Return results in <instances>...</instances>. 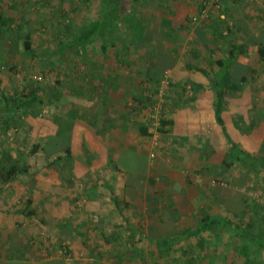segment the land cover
Listing matches in <instances>:
<instances>
[{"label": "crops", "instance_id": "obj_1", "mask_svg": "<svg viewBox=\"0 0 264 264\" xmlns=\"http://www.w3.org/2000/svg\"><path fill=\"white\" fill-rule=\"evenodd\" d=\"M211 1L126 0V32H139L132 44L49 94L48 102L54 97L56 103H48L43 122V177L32 180L27 206L44 221L42 244L8 235L0 264L98 261L99 249L84 258L86 237L126 245V221L135 226L137 220L158 231L152 232L158 247L190 246L188 261L202 251L203 264H264V253L245 256L239 252L245 240L216 225L187 236L205 228L204 219L230 223L244 212V159L253 165L264 157V0H217L219 8L210 6L202 21L200 11ZM111 47L103 52L100 44V53ZM164 72L167 105L153 112L148 89L156 91ZM130 100L136 110L127 106ZM57 134L66 142L71 137L72 157L56 159L63 156L51 140ZM232 172L234 190L217 196L212 179ZM2 220L0 210V226Z\"/></svg>", "mask_w": 264, "mask_h": 264}, {"label": "rangeland", "instance_id": "obj_2", "mask_svg": "<svg viewBox=\"0 0 264 264\" xmlns=\"http://www.w3.org/2000/svg\"><path fill=\"white\" fill-rule=\"evenodd\" d=\"M98 9V0L86 3H82L80 0H0V14L11 19L7 18L8 22L5 25L8 28L0 39V112L3 113V116L0 117V154L5 151L4 155H1L3 157L0 156V161L8 160L4 162V166H10L9 159L27 156L33 144L40 142L43 144V122L49 114L48 105L51 104L53 108L56 103L54 97H51L53 100L51 103L48 102L49 94L51 93L53 96L54 91L64 83V79L72 82L74 79L86 75L87 66L96 65L97 61L109 60L110 57H113V53L122 55L123 48L127 47L126 44H132V37L127 36L126 26L122 25L119 31L115 30L113 36H110L111 41L108 44L114 47L109 49L108 54L100 53L101 41L99 39L90 43L83 53L69 51L66 56L57 53L66 42V26L69 25L72 28L86 26L92 12ZM120 16L122 19H126V0H120ZM131 33L135 34V32ZM28 34L33 43L35 53L33 59L23 52L22 38ZM158 39V36L155 35L152 41L156 43ZM140 43L144 44V41L136 42V44ZM134 52L139 56L137 48ZM124 54L126 56V52ZM142 75L144 78L146 77L144 74ZM35 77L42 79L37 80ZM164 80H167L165 72L159 80L156 91H149L152 87L148 89V92L155 96V98H150L151 102H148L153 112H157L167 105V92L163 96L159 94L160 84ZM34 96L38 97L39 101H32L30 105L17 113V104L15 103L13 106L12 99H16L15 102L18 99L26 103ZM1 97L12 104L9 112H16L19 118L7 121L8 117L5 116L6 113L1 108ZM127 106L130 110H136L138 105L135 101L130 100ZM44 156V153H37L33 156L35 163L29 174L19 176L16 183L4 185L0 192V210L4 215L2 221L7 228L4 229V226H0V252L8 242V235L15 236L16 233L20 235L19 238L24 237L23 241H27V245L34 240V244H42V238H40L44 235L42 217L35 214L25 216L22 212L30 205L28 200L29 194H31L32 180L37 175L43 177V170L38 168L44 161ZM64 162L66 161L64 160ZM119 165L125 171L128 169L124 168L122 164ZM82 171L87 173L86 169ZM67 172H69L68 169ZM233 179V172L225 178L216 175L212 179L211 187L218 196L230 189L234 190ZM242 182L240 188L243 194L244 212L235 222H239L241 226L254 224V232L264 237V166L255 168L253 165L244 164ZM82 183L84 187H86V183L89 184L86 181ZM83 195L86 198V192ZM28 210L32 211L29 208ZM138 216L136 215L135 219ZM87 220L91 221L89 214ZM11 222H13V227L8 229ZM15 223L17 226H14ZM135 223L136 225L133 226L134 222L126 221V245H98L91 243V239L86 237V242L82 245L84 258L87 259L86 254L89 258L97 249L102 256L98 261L84 260L82 264H203L202 251L198 253L199 257L195 262L188 261L186 255L192 252L190 246L163 245L158 247L152 237V232L158 231L150 229L145 221L137 220ZM130 224H132L131 228ZM34 233L37 235L35 236ZM214 236L219 238L220 234ZM217 242L220 240L217 239ZM195 248L200 249L197 246ZM180 251L181 255L178 254ZM254 251L258 252L257 249ZM107 254L113 255L114 261L109 260L108 263Z\"/></svg>", "mask_w": 264, "mask_h": 264}, {"label": "trees", "instance_id": "obj_3", "mask_svg": "<svg viewBox=\"0 0 264 264\" xmlns=\"http://www.w3.org/2000/svg\"><path fill=\"white\" fill-rule=\"evenodd\" d=\"M85 3L90 2L91 0H83ZM99 3V9L94 10L92 14L90 15V19L86 26L79 27V28H72L71 26H66V42L63 45L62 48H60L57 53L65 55L69 51H75L76 49L80 48L83 44L91 43L93 41H96L99 39L101 41V47L102 51L106 52L107 50V44L111 40L110 36H113L112 34L115 33V30H120L122 25L126 26V19H122L120 16V0H98ZM8 20H11L8 18ZM8 22L7 18L4 17V15L0 14V39L4 36L6 33V29L8 28L5 23ZM119 27V28H118ZM127 34L129 37H133L134 35L139 34V32H135V34L128 32ZM124 39V38H122ZM22 47L23 52L30 56L32 59L35 58V53L33 49V43L31 40V37L29 35H25L22 38ZM16 99H12V104H17V113L20 112L21 109H24L28 105L31 104V102H37L39 101V98L34 96L32 97L29 102H22L21 100H18L15 102ZM5 106L3 112H9L10 102H8L4 98ZM11 101V99H9ZM53 101V100H51ZM20 103V104H19ZM216 117L220 124H223V120L221 117V108L219 105L216 107ZM16 112H11V115L8 117V122L10 120H14V118H19L18 114ZM162 131V129H160ZM52 141L55 143V148H58L57 150L60 153H63L62 155L57 154V158L59 157H72L74 155L75 149L71 147V137L69 136L66 141H63V139L60 138L59 134H57L55 137L52 136ZM44 143V139H43ZM67 145V146H66ZM82 146L84 147L85 144L83 143ZM66 147V148H65ZM235 145H232V148H234ZM42 149V150H41ZM5 151H2L1 155H4ZM37 153H44L43 152V144L35 143L32 145L31 151L27 154V156H22L20 158L16 159H9V161L12 163L11 167H5L0 165V172H3L4 174L0 175L1 177V190H3V186H7L11 183H15L18 181L19 176H24L29 174L32 166L34 165L35 161L33 159V156L37 155ZM245 155V154H244ZM248 156V155H247ZM246 156V157H247ZM3 157V156H1ZM252 159V158H251ZM247 164V159H244ZM255 163L253 166L256 168L264 166V157H255L254 158ZM8 161L7 159H3V163ZM53 163V162H52ZM231 165H229L230 167ZM39 170L43 169L42 166L38 168ZM47 169V168H46ZM30 202V201H29ZM25 216L33 215L34 213L32 211H24L22 212ZM237 218H234V220L240 219V216H236ZM209 219H204V227L196 229L195 231H190V233L187 236H194L196 233H199L202 230H206L211 228L213 225H216L225 232H227L228 235L240 238L245 240L246 243H244V246L239 249V252H242L245 256L248 255L249 252H253L257 249V251L260 253H264V237L256 234L253 230L254 224L250 223L245 226H241L239 222L236 224L232 222H219V221H208ZM249 241V242H247ZM161 245L160 247H162ZM246 262V261H245Z\"/></svg>", "mask_w": 264, "mask_h": 264}, {"label": "built area", "instance_id": "obj_4", "mask_svg": "<svg viewBox=\"0 0 264 264\" xmlns=\"http://www.w3.org/2000/svg\"><path fill=\"white\" fill-rule=\"evenodd\" d=\"M210 6H215L216 8H219V4L217 0H213L211 2H207L206 5H204V7L201 9L200 11V15L199 17L202 19V21H206L209 17V10H210ZM35 79L37 80H41V77H35ZM168 80H164L161 82L160 84V89H159V94L161 96H163L165 94V92H167L168 89Z\"/></svg>", "mask_w": 264, "mask_h": 264}]
</instances>
